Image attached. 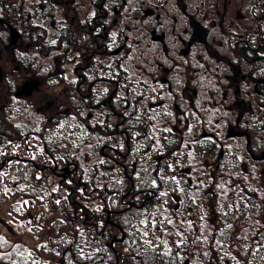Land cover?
<instances>
[{
	"label": "trees",
	"instance_id": "trees-1",
	"mask_svg": "<svg viewBox=\"0 0 264 264\" xmlns=\"http://www.w3.org/2000/svg\"><path fill=\"white\" fill-rule=\"evenodd\" d=\"M20 1L0 0V33L13 35L2 61L18 66L13 81L0 76V208L9 204V214L24 219L34 214L31 232L41 225L40 234H49L38 251L29 250L30 264H264V153L249 132L241 135L259 170L239 176L234 154L215 157L218 141L196 152L214 166L194 188L193 175L202 170L189 166L179 129L155 139L160 106L147 101L144 82L129 78L115 53L121 42L104 36L111 26L105 21L85 43L79 25L73 31L51 22L60 0L45 1L42 23ZM53 52L57 63L47 75L27 60ZM13 87L20 88L17 102L42 117L38 130L12 124ZM74 118L100 138L99 149L81 152ZM228 170L236 178L223 196L217 186ZM0 225L12 233L2 217Z\"/></svg>",
	"mask_w": 264,
	"mask_h": 264
},
{
	"label": "rangeland",
	"instance_id": "rangeland-1",
	"mask_svg": "<svg viewBox=\"0 0 264 264\" xmlns=\"http://www.w3.org/2000/svg\"><path fill=\"white\" fill-rule=\"evenodd\" d=\"M45 1L21 0L20 7L26 10L29 18H32L36 23H42L44 20L40 14ZM68 1H75L72 4L74 10L71 14L77 11V17L80 19L86 20L92 13L93 0H60L61 4L54 2L55 5H58V8H54L58 12L51 17V22L70 24ZM143 1L144 4H141ZM157 1L122 0L120 10L109 18V24L116 26L111 32L112 37L115 41L121 42V45L115 49V53L122 60L129 78L133 81L144 82L152 93L147 101L155 106H160L159 109H156L159 111L152 118V134L156 136L155 139H158L162 137L160 135L177 132L179 129L186 151L190 150L189 166L193 169L199 166L202 170L193 175L194 188L198 187L199 178L204 174L203 169L209 165L214 166V160L211 157L202 156V160H199L196 152L203 147L212 148L218 144V141H221L222 146L217 145L216 158L219 155H226V152L232 153L239 162V176L249 169L255 174L259 168L249 160L246 149L247 138L241 134L242 131L249 132L253 138L252 143L258 146L256 149L258 154L264 153V101L258 94L260 85L257 82L258 75L252 73L251 80H247L244 75H237V70L230 69L224 60L220 62L218 58L214 59L209 55V52L216 50L219 54L233 57L229 46L222 39V33L215 28V23L211 21L209 25V21L216 16L217 7H223L225 1H184L188 6L187 11L194 14L195 19L205 26L206 39L210 40L212 50L202 45L200 39H195L188 47L186 43L183 44L182 40L184 39L193 40V32L187 28V18L184 19L182 11H178L174 30L173 27L170 29L171 24H169L165 43H158L150 38V31L157 26V22L152 17L147 19L144 10L147 5L155 4ZM161 1L163 3L168 1L169 8H173L176 3L175 0ZM242 1L227 0L232 15H234L233 13L241 14ZM181 3L183 4L182 1ZM2 17L3 13L0 7V19ZM74 29L76 28L74 27ZM160 31L161 29L158 28L157 33ZM12 36L8 31L0 33V40L3 43V46L0 47L1 76L11 81H13V75L16 72L15 68L17 69L18 66L14 64L12 67L8 60H2L8 58L3 55L8 53L6 47L9 46ZM164 45L168 48V54ZM57 55L58 53L53 52L46 58L38 55L34 58L27 56V60L35 61L36 69L40 74L47 75L50 70L55 69ZM66 69L69 70L70 67L67 66ZM27 77L28 74H22V80L19 81L24 82ZM27 84H25L26 87L30 88ZM12 89L13 97L14 94L17 96L20 88L13 87ZM14 98L10 116L12 124L24 133L38 130L43 121L38 111L25 101L17 102V97ZM238 103L242 105V108H239ZM72 121L74 128L71 129L74 130L76 141L81 145V152H89L93 146L99 149L97 143L100 138L90 133L88 125L76 118ZM210 172L212 173V171ZM235 174L231 170L220 174L217 190L223 196L229 195L231 180L236 178H233ZM243 178L246 176L244 175ZM244 182L250 183L249 177ZM9 208V204L0 208V217L13 226L12 233H7L3 227L4 224L0 225V262L30 264L28 256L31 252L29 250L38 251L41 244L49 238V234H40L41 225L35 227L37 231L31 232L29 228L32 225L34 214H28V218L24 219L21 217L22 214H9ZM19 228L20 230H18ZM246 229L247 225L243 232Z\"/></svg>",
	"mask_w": 264,
	"mask_h": 264
},
{
	"label": "flooded vegetation",
	"instance_id": "flooded-vegetation-1",
	"mask_svg": "<svg viewBox=\"0 0 264 264\" xmlns=\"http://www.w3.org/2000/svg\"><path fill=\"white\" fill-rule=\"evenodd\" d=\"M93 1L92 13L86 20L78 18L77 11L76 13L74 11V14H70V12L72 13L74 10L72 4L75 1H68V6L70 8L69 15L71 16L70 26L74 31V27L76 28V26L79 25L82 40L85 43H88V37L94 32V29L100 26L105 27V21L107 22L106 27L107 25L111 26V29H109V33L107 32V35L104 36H108L109 34L112 36L111 32L116 26L109 24V18L115 15L116 11L118 12L120 10L122 3V0ZM184 1L185 0H175L176 3H174L173 8L168 7V1L163 3L161 0L145 7L144 14L146 18L150 19L152 17L157 22V26L150 31V38H153L154 41L158 43H165L169 24H171L170 29L173 27L174 30L175 22L178 19V11H182L184 19L187 18V28L193 32V40L184 39L182 40L183 44L186 43L188 47L195 39H200L202 45L212 50L213 48L210 44V40L206 39L207 32L205 26L201 24L199 20L195 19L194 14L187 11L188 6ZM223 1H225V3L223 2V7H217L215 11L217 17L215 16L213 20H210L209 25L211 21L215 23V28L222 33V39H224V42L229 46V49L233 53V57L230 58L227 55L219 54L216 50L209 52V55L213 56L214 59L218 58L220 62L224 60L230 69L237 70L236 74L240 76L244 75L247 80L250 79V75L254 73L253 71L255 69L258 75L257 82L260 84L258 94L261 100L264 101V0H243L240 15L236 13L232 15L227 0ZM141 4H144V1ZM158 28L161 29L160 33H157ZM164 47L168 54V48L166 45H164ZM70 52H72V50H70ZM81 71L84 73L88 72L87 66H84Z\"/></svg>",
	"mask_w": 264,
	"mask_h": 264
},
{
	"label": "water",
	"instance_id": "water-1",
	"mask_svg": "<svg viewBox=\"0 0 264 264\" xmlns=\"http://www.w3.org/2000/svg\"><path fill=\"white\" fill-rule=\"evenodd\" d=\"M16 39H17V36L14 37V40H16ZM0 76H1V71H0Z\"/></svg>",
	"mask_w": 264,
	"mask_h": 264
},
{
	"label": "snow or ice",
	"instance_id": "snow-or-ice-1",
	"mask_svg": "<svg viewBox=\"0 0 264 264\" xmlns=\"http://www.w3.org/2000/svg\"><path fill=\"white\" fill-rule=\"evenodd\" d=\"M58 203V202H57Z\"/></svg>",
	"mask_w": 264,
	"mask_h": 264
}]
</instances>
